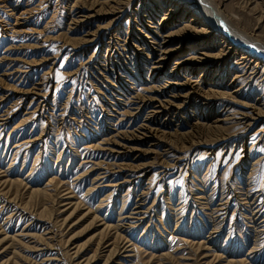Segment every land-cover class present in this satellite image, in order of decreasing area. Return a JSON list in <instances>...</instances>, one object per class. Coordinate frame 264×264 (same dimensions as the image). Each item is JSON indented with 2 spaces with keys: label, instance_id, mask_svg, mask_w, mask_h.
Here are the masks:
<instances>
[{
  "label": "rangeland",
  "instance_id": "rangeland-1",
  "mask_svg": "<svg viewBox=\"0 0 264 264\" xmlns=\"http://www.w3.org/2000/svg\"><path fill=\"white\" fill-rule=\"evenodd\" d=\"M120 1L122 12L115 0H0V264H264L263 74L231 83L240 51L222 58L200 90L165 94L179 107L155 130L106 141L115 157L104 140L143 128L137 97L168 77L195 79L204 65L186 73L174 58L218 54L222 42L192 38L152 78L135 41L148 49V30L202 27L189 13L200 9ZM222 1L264 42V0Z\"/></svg>",
  "mask_w": 264,
  "mask_h": 264
},
{
  "label": "bare ground",
  "instance_id": "bare-ground-1",
  "mask_svg": "<svg viewBox=\"0 0 264 264\" xmlns=\"http://www.w3.org/2000/svg\"><path fill=\"white\" fill-rule=\"evenodd\" d=\"M241 1H242V3H244L245 6L248 4L247 0H241ZM115 2L117 3L118 7L120 5V8L117 11L122 12L125 7L128 8L127 3H124L123 5H121L120 0H115ZM191 2L193 3V9H194V7H198V9H200V11H199V14H197L196 11H194V10H192V8H190L191 9V10H189V13L191 14L190 19L193 21H196V23H200V25L204 24L202 27L196 26L193 24H188V22H187V23H184L174 34H172L171 32L160 33L156 28L153 31L148 30L144 33L146 41L150 44L148 46V49H147V46H145V44L143 42L135 41L136 42V45H134L135 47L139 48V46H141L140 49L147 50V53H145V51H144V53H145L144 56L146 55V59L148 61V62H146V67H145L147 70V75H150L152 78H154V75L157 76L159 74V72L165 66H167L171 63L170 62L169 64H167L169 61V58H170L169 56L171 55L170 53L174 49H180L181 45L184 43L187 44L189 42L188 45L193 44V42L190 41L192 38L199 39L200 43H202V42L205 43V39L209 35H210L209 37H211V40H212L215 37V35L218 34L222 39L220 52L218 54L209 55L205 50H202V51L199 50L198 51L197 50L198 47L197 48L194 47V50H192V51L193 52L197 51V52H195L196 55H194V56L188 55V56H184V57L183 56H177L176 58L173 57L174 60L172 61V67L176 68V67H181L182 65H184L183 68H185L186 73L190 72L193 67H198V66H202V65H204V66H202L203 68L200 71H198L199 75L195 79H193V78L191 79V76H189L188 79H185V80L178 82V83L174 82L176 84L173 85V82H171V80H170L171 78L168 77L167 80H165L164 82L158 83L159 85H156L153 87V91H154L153 93L146 94V95L144 94V95L137 97V99L135 101L136 102V107H135L136 109L135 110H142L143 108H147V110L145 111L144 123L141 124V126L143 128L140 130L139 133H136L134 136H133V134L125 135V134H122L120 132H117L116 134H114L115 135L114 138L111 139V137H110L109 139L104 140L105 145H103V148L107 149V150H112V152H114L115 157L119 156V152H120L119 149H117V147H115V146L107 145L106 141L119 139V138L126 140L125 137H128V136H129V138L131 137V139H137L141 136H144L147 132L155 130L157 128V122L155 120L162 112L167 111V110H172L173 108L179 107V106H177V104L174 103L175 101H173V98L170 99L165 94H167V92H169L171 90L174 91L175 89H177L176 86L180 87V91H183L182 89H186V91H185L186 93L183 94L186 97L188 95H190L188 93H192L193 91L200 90L201 89L200 86H202V83H203V81L201 82L200 80L206 79L207 75L210 71V68L214 67L215 64H218V62L221 61L222 58H227L230 56H236L237 51H240V55L238 56V58L240 59V67H241L240 69H241V72L243 73V75L234 74L232 76V78H230L229 82L232 83V81L234 79L239 78V80H242V81H245V79L246 80L250 79L255 83L256 79H252L253 75H255V74H259L260 76H262V74H263V82H264V65L262 68H260V66H259L261 62H263V64H264V42L258 41L256 39H254L253 37L248 36L244 32H242L237 26L238 21L235 19V17H232L231 14L227 13V11L225 9V5L223 4L222 0H191ZM176 7L168 9L167 14L169 15V17L171 15L172 16L175 15V13L178 12ZM185 8H189V7H185ZM263 10H264V7H263ZM263 10H262V14H263ZM145 16L148 18H151L152 12L151 13L149 12L148 15H145ZM162 18H164V20H165L167 17L165 15H163ZM72 21H73V19H72ZM74 21H76V19ZM225 24L227 25L228 30H230V28H231V30H230L231 36H228V34H227L228 31H225L222 28ZM222 29H223V31H222ZM170 39H172V40L177 39V42H176L177 45H175L174 47L173 46L170 47V42H169ZM213 41L215 43V38ZM189 47H191V46H189ZM10 50H12V49H10ZM39 54H40V52H39ZM14 57L15 56H13V58ZM7 61H9V60H7ZM3 62H5V61H3ZM36 68H37V66H36ZM74 69H73V71H74ZM15 75H16V73H15ZM215 82L217 83V81H215ZM247 83L248 82H246L245 85H247V88H248L249 84H247ZM39 86H40V84H39ZM167 89H168V91H166ZM27 91H28V88H27ZM177 95H180V94L179 93L174 94V96H177ZM43 99H42V101H43ZM246 107H248V106H246ZM39 108H40V106H39ZM213 116H214V114H212V117ZM249 116H250V113H248V111H243L241 113L240 121H242V124L245 123V121H247L249 119ZM121 155H124V154L121 153ZM126 165L128 166L129 164H126ZM119 167L122 168L123 164H121V166H119ZM167 167H169V166H167ZM169 169H170V167H169ZM159 176H161V175H159ZM101 177H103V176H101ZM114 184H116V183H114ZM246 196H247V194H246ZM221 201H222V199H221ZM222 202L219 201L220 206H223V204H225ZM246 204H247V202H246ZM209 205H208V208H209ZM258 205L259 204H257L256 206H258ZM224 206L221 207L220 209L217 208V210L215 209L214 211L217 212L219 210H222L225 208ZM258 212H259V209L256 211L254 210L253 215H255V214L257 215ZM120 227H122V224H120Z\"/></svg>",
  "mask_w": 264,
  "mask_h": 264
}]
</instances>
